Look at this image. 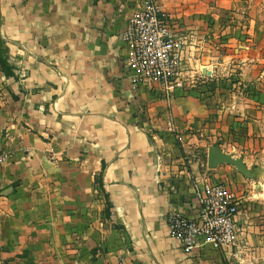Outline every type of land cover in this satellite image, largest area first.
<instances>
[{
    "label": "crops",
    "instance_id": "0c3cea01",
    "mask_svg": "<svg viewBox=\"0 0 264 264\" xmlns=\"http://www.w3.org/2000/svg\"><path fill=\"white\" fill-rule=\"evenodd\" d=\"M143 1L0 0L12 70L0 67V264H264L256 183L200 161L218 146L248 166L246 155L264 150V106L234 96L213 110L191 91L230 67L250 85L264 76L258 52H246L262 46L232 44L252 34L238 19L255 21L264 0H153L184 44L181 86L168 98L157 84L132 85L126 68L119 34ZM232 115L242 123L231 136ZM232 178L234 245L198 240L185 252L167 215L196 219L195 185Z\"/></svg>",
    "mask_w": 264,
    "mask_h": 264
},
{
    "label": "built area",
    "instance_id": "2783aa9c",
    "mask_svg": "<svg viewBox=\"0 0 264 264\" xmlns=\"http://www.w3.org/2000/svg\"><path fill=\"white\" fill-rule=\"evenodd\" d=\"M119 40L127 49L126 68L132 85H159L165 96L181 86L179 75L183 61V41L169 27L168 16L153 0H144L129 17ZM172 131V124H168ZM194 196L198 217L186 218L168 214L169 234L185 252H190L201 240L217 250L234 245L239 213L237 197L220 183L196 184Z\"/></svg>",
    "mask_w": 264,
    "mask_h": 264
},
{
    "label": "rangeland",
    "instance_id": "374dc122",
    "mask_svg": "<svg viewBox=\"0 0 264 264\" xmlns=\"http://www.w3.org/2000/svg\"><path fill=\"white\" fill-rule=\"evenodd\" d=\"M246 19H238V28L242 29V25H245L246 28L247 26H252L253 29H251L253 32L252 34H247V35H241L238 34V37H234L232 44H240V43H245V44H249L252 47H261V49L259 50H250V51H246L248 52V56L249 55H254L255 52H258V56L256 58H258V66H259V70L263 71L264 70V10L257 12L256 13V20L253 22H250L249 20L247 22H244ZM257 31V32H256ZM254 32L256 34H254ZM239 49V47H238ZM251 52V53H249ZM240 55H244V53H241ZM247 57V56H246ZM250 68H248L246 70V72H249ZM229 73L226 76H222L223 73H219L217 80H213V81H205L201 84H198L197 81L194 85L195 87L191 89V91H193V96L198 98L200 101H204L206 102L205 104L207 105H211L213 110H221L224 111V109L221 108H227L232 101L236 100V98L234 96H241L244 97L248 100L254 101L255 103H257L260 106H264V76L259 79L254 81V85H250L248 83H246V81H248L247 79L244 81H241L243 71L240 70V67H238V69H236L235 67H230ZM245 72V71H244ZM245 74V73H244ZM243 74V78L245 77V75ZM250 73H247L246 77L249 78ZM237 81H235V78H237ZM254 80V79H251ZM241 82V83H240ZM211 103V104H210ZM233 117L230 118H225L226 121H230L231 125H230V131L228 132L231 136H232V132L237 128L238 124L242 123L240 120H238V115H232ZM246 119H244V123H245ZM236 125V126H235ZM244 130H246V126L245 124L242 126ZM264 133V132H263ZM228 136V140H232V142H234V136L230 137ZM210 137H215V139H211V141H219V135L216 134H211ZM260 138H264L263 136H260ZM259 138V139H260ZM224 143V139H221ZM226 142H228L226 140ZM264 146V144H263ZM251 155L252 159H248V160H252L251 163L248 164V168L251 167H258L260 169H262V175L261 177H258L257 179L254 180H249L244 178L242 175V177L247 180L246 182L249 183H256L253 188V190L257 191L256 193V197H253L255 200V203L257 204H264V150L263 152L260 150L257 151H251L250 153H248L246 156ZM206 159H207V154H202L200 156V161L201 164L204 166L206 165ZM232 183H230L229 185H225L227 188L230 189V191L234 194V193H238L240 191L241 188V183H237L234 181V178L231 179ZM247 190V189H246ZM249 190V189H248ZM239 208V205H238Z\"/></svg>",
    "mask_w": 264,
    "mask_h": 264
},
{
    "label": "water",
    "instance_id": "95a60500",
    "mask_svg": "<svg viewBox=\"0 0 264 264\" xmlns=\"http://www.w3.org/2000/svg\"><path fill=\"white\" fill-rule=\"evenodd\" d=\"M222 164L232 166L240 175L249 180L257 179L262 175V169L258 167L248 168L242 158L225 153L218 146L209 147L206 159L207 167L213 169Z\"/></svg>",
    "mask_w": 264,
    "mask_h": 264
},
{
    "label": "trees",
    "instance_id": "16d2710c",
    "mask_svg": "<svg viewBox=\"0 0 264 264\" xmlns=\"http://www.w3.org/2000/svg\"><path fill=\"white\" fill-rule=\"evenodd\" d=\"M4 54H5V49L3 48L2 43L0 42V67L4 72V75L8 77L12 75V70L6 61Z\"/></svg>",
    "mask_w": 264,
    "mask_h": 264
}]
</instances>
